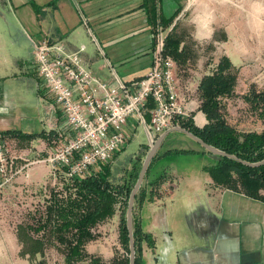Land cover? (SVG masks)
<instances>
[{"label":"crops","instance_id":"1","mask_svg":"<svg viewBox=\"0 0 264 264\" xmlns=\"http://www.w3.org/2000/svg\"><path fill=\"white\" fill-rule=\"evenodd\" d=\"M7 2L13 6L28 44L22 46L21 43L0 35V131L16 129L26 133H39L26 131L23 126L27 117L20 116V111L18 114L16 111L20 99L16 97L12 82H17L27 68L29 71L25 73L33 74L38 80V100L44 108L38 118L46 124L42 131L54 134L51 140L36 138L43 139L50 146L48 155L54 146L53 140L62 139L66 132L65 120L59 108L55 109V100L48 94L45 84L43 88L40 86L43 81L34 67L32 40L51 39L62 42L69 51L79 50L84 45L85 50L81 56L95 75L112 85H117L114 74L122 81L131 82L143 77L152 64L151 15L156 13L169 18L182 0H50L36 3L35 7L28 0ZM131 23L143 25L123 27L131 26ZM83 32L93 39L94 49L98 56H102V60L93 52H88L86 44L82 42ZM145 32H149L148 46L125 49L127 46L120 41L127 39L123 37L124 34L132 36ZM115 41L120 42L114 44ZM112 47L116 48L109 50ZM27 64H31L32 68ZM186 98L195 102L190 96ZM194 114V121L198 126L202 127L207 123L199 105ZM136 119L129 117L125 127L132 128ZM174 132L180 133L171 131L167 134L158 152L163 153L170 148L167 145L173 141ZM36 139L26 142L32 144ZM32 150V146L25 149L27 153ZM163 156L157 158L149 172L148 180H153L154 184L149 185L148 190L155 193L154 199L144 201L137 207L140 208L139 217L144 230L152 233L156 241L154 250L148 246V251L144 249L145 263L264 264V202L245 195L240 187L216 185L204 169L208 164H202L199 168L188 166L184 170L175 168L171 172L160 173L163 167L159 166L158 161ZM32 164L20 166L24 170L20 176L22 184L19 188L43 187L49 181L55 183L57 179L49 164ZM166 172L173 176L170 177ZM16 180L5 189L8 191L9 188H15L13 183ZM63 184L62 182L64 187ZM2 197L3 200L11 201L13 195L8 193ZM144 207L149 210L147 217L143 212ZM5 213L3 210L2 215ZM159 236L165 244L162 259L158 253ZM21 247L15 227L5 219H0V264H16L22 258Z\"/></svg>","mask_w":264,"mask_h":264},{"label":"rangeland","instance_id":"2","mask_svg":"<svg viewBox=\"0 0 264 264\" xmlns=\"http://www.w3.org/2000/svg\"><path fill=\"white\" fill-rule=\"evenodd\" d=\"M28 1L35 7L36 3H46L50 0ZM174 14L175 18L171 24H162L166 28L167 36L172 31L176 32L181 39L180 47H184L188 51L185 62L177 63L179 83L186 97L190 96L195 101V106H200L201 99L198 90L200 80L214 70L222 57L227 56L237 68L238 78L235 94L232 97H224L222 100L225 106L224 116L228 123L239 131L256 130L260 132L264 130V117L259 111L251 108L244 98L252 85H255L257 89L264 88V0H182L178 8L173 11L172 15ZM138 25L143 24L133 25L131 23V26L124 25L123 27ZM107 31L108 37H110V30ZM25 34L13 6L7 0H0V35L25 46L28 44ZM124 35L123 37H127V39L120 41L127 46L125 49L140 45L148 46L150 43L149 32L136 33L132 36ZM151 37L152 35H150ZM120 41L113 43L117 44ZM82 42L86 44L88 52H93L101 59L102 56L100 54L98 56L94 49L95 42L87 33H82ZM114 48L116 47L109 50H114ZM106 50L109 51L108 48ZM31 64H27V66L31 67ZM23 71L22 77L17 82H12L16 97L20 99L16 111L17 114L20 111V116L27 117L23 126L26 131L40 132L46 127V124H43L38 118V114L44 112L42 103L38 100V80L33 74L25 73L29 71L27 68ZM40 86L43 88L44 83L40 82ZM124 132L128 137V143L119 156L112 159L116 179H120L123 173L131 168V162L138 159V156L142 159L143 164L147 153L154 144L149 141L144 124L140 123L138 119L135 120L132 128L126 126ZM173 134V141H170L167 147L193 151L170 152L164 155L158 161L159 166L163 167L160 173L171 172L175 168L184 170L188 166L199 168L202 164L209 166L215 163L216 157L208 152H203L202 145L197 141L185 133L174 132ZM6 142L8 154L17 158L15 162L19 168L31 162L32 165L47 164L38 161L44 159L47 156V151L50 150V146L43 139H36L30 144L9 137L6 138ZM31 146L33 150L27 153L25 149L31 148ZM22 171L15 176L17 179L13 183L15 188H9L8 191L4 188L0 192V199H2L0 219L3 218L14 226L16 233L19 225L29 227L31 234L44 239L45 247L43 254H38L35 258L20 254L22 258L16 264H67L66 246L58 239L54 229L50 227L46 233L43 230H35L41 223V218L45 216L52 193L60 195L61 192L63 194L62 182L64 183V181L57 171L55 174L57 180L54 184L49 181L43 187L19 188L22 184L20 182ZM167 172L166 174H169L170 177L173 176ZM8 193L13 195L12 200H3L2 196ZM262 193H264V189ZM3 210L6 211L4 215H2ZM148 211V208L144 207L143 212L146 217L149 214ZM136 212L139 216L140 208H137ZM120 215V210H117L114 216L93 228L95 237L85 246L88 253L100 256L104 262L109 264H112L115 257L119 259L128 257V251L120 241ZM158 242V253L162 259L165 244L160 236ZM144 244V249L148 251L146 243ZM88 261V259L82 258L77 264H88Z\"/></svg>","mask_w":264,"mask_h":264},{"label":"trees","instance_id":"3","mask_svg":"<svg viewBox=\"0 0 264 264\" xmlns=\"http://www.w3.org/2000/svg\"><path fill=\"white\" fill-rule=\"evenodd\" d=\"M174 18L175 14L169 18L156 13L151 15L153 26L158 19L161 23L169 25L174 21ZM180 45L181 39L177 33L170 32L166 38V52L171 54L178 64L185 62L188 54L187 49L181 48ZM237 78L238 70L233 62L227 56L222 57L214 70L203 76L198 85L201 99L199 108L205 114L207 123L200 127L191 117L182 120L180 126L200 137L206 143L235 155L239 159L215 155L202 146L203 152H208L217 158L213 165L204 168L216 185L229 188L240 187L245 195L264 202V194L261 192L264 189V163L251 166L241 162L242 160L249 163H259L264 160V130L260 132L256 130L239 131L230 125L224 116L225 106L222 100L224 97H232L235 94ZM244 98L251 105V108L259 111L264 117V88L257 89L255 85H252ZM0 134L3 138L11 136L21 141H31L39 137L51 140L54 137L52 132L49 134L44 131L26 133L16 129L2 130ZM124 149L125 147L115 152L113 159L119 156ZM182 151L193 150L168 148L163 153L158 152L151 161L144 182L136 195L133 210L135 264H146L144 243L152 250L156 247L153 234L144 230L141 219L136 212L137 207L141 206L144 201L154 199L155 193L148 190V186L154 184L153 180H148L149 172L160 156L170 152ZM141 168L142 159H135L134 162H131V168L126 170L120 179H116L112 160H110L101 162L91 167L86 173L68 180L65 169H59L58 175H61L64 181V192L63 194L60 192V195L52 193L45 216L41 218V223L35 230H43L46 233L48 228L54 229L58 239L66 246L67 264H77L82 258L88 259V264H109L104 262L100 256L88 253L85 246L95 237L93 228L120 210V241L123 247L127 249L128 257L124 259L115 257L112 264H130L131 250L127 227V209ZM17 235L22 245L20 251L22 256L28 255L30 258H35L38 254H43L44 239L31 234L29 227L19 225Z\"/></svg>","mask_w":264,"mask_h":264},{"label":"built area","instance_id":"4","mask_svg":"<svg viewBox=\"0 0 264 264\" xmlns=\"http://www.w3.org/2000/svg\"><path fill=\"white\" fill-rule=\"evenodd\" d=\"M152 64L141 78L117 85L95 75L85 64L82 45L69 51L64 43L51 39L32 40L33 58L40 79L56 108L62 112L66 132L53 140L44 159L57 174L65 169L67 179L86 173L91 167L113 159L125 147L128 137L124 127L129 117L144 124L149 141L167 130L193 118L198 106L181 92L177 61L166 52V28L157 20L152 27ZM191 99V98H190ZM189 101V102H188ZM148 114L150 118L148 119ZM6 138L0 134V192L23 168L8 154Z\"/></svg>","mask_w":264,"mask_h":264},{"label":"water","instance_id":"5","mask_svg":"<svg viewBox=\"0 0 264 264\" xmlns=\"http://www.w3.org/2000/svg\"><path fill=\"white\" fill-rule=\"evenodd\" d=\"M170 130L171 131H180V132L186 133L188 136H190L192 139H194L200 145H202L206 150L210 151L211 153H213L215 155L225 156V157L233 158V159H238L237 156L229 154V153H227L221 149L216 148L213 145L206 143L203 139L196 136L195 134L188 131L187 129L183 128L182 126H176ZM170 130L161 134L158 137V139L154 142V144L151 146V148H150V150H149V152H148V154H147V156L143 162L142 168H141L140 173H139L138 180H137V182L133 188V191H132L130 199H129V205H128V209H127V227H128L129 236H130V250H131L130 264H135V258H136V247H135L134 234H133L134 233L133 210H134V205H135V198H136V195H137L140 187L142 186V183L145 179V175H146L147 170L149 169L151 161L153 160V158L157 154L159 148L163 144V141L165 140L167 134H169L171 132ZM241 162H243L244 164H247V165H251V166H258V165L263 164L264 160L259 162V163H249V162L242 161V160H241Z\"/></svg>","mask_w":264,"mask_h":264}]
</instances>
